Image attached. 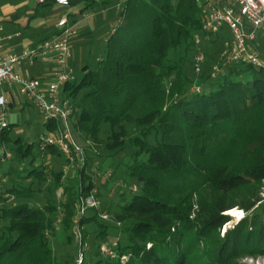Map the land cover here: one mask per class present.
Here are the masks:
<instances>
[{
  "label": "trees",
  "instance_id": "1",
  "mask_svg": "<svg viewBox=\"0 0 264 264\" xmlns=\"http://www.w3.org/2000/svg\"><path fill=\"white\" fill-rule=\"evenodd\" d=\"M101 5L108 4H68L79 8L78 16ZM204 7L205 0L123 3L96 65H84L81 77L74 71L75 81L62 90L74 109L73 130L89 144L81 148L83 167L57 147L35 149L21 138L13 149L2 148L12 165L3 175L9 181L0 177V264H74L80 258L68 249L74 242L81 264H239L264 255V68L235 63L213 78L207 63L193 74L196 39L210 61L209 47L221 32L204 30ZM45 126L48 134L63 128ZM12 129L0 133V143L11 141ZM35 150L42 162L33 158L23 170L30 184L22 187L16 166ZM96 158L123 164L129 183L107 214L98 206L81 216L82 205L95 195L99 200L115 174L98 178L91 169ZM60 161L73 165L72 176ZM235 208L246 215L223 234L232 220L226 212ZM59 228L65 258L51 245ZM110 229L121 238L111 241ZM103 245L115 258L103 254Z\"/></svg>",
  "mask_w": 264,
  "mask_h": 264
},
{
  "label": "built area",
  "instance_id": "2",
  "mask_svg": "<svg viewBox=\"0 0 264 264\" xmlns=\"http://www.w3.org/2000/svg\"><path fill=\"white\" fill-rule=\"evenodd\" d=\"M53 1L62 6L69 4V0ZM38 2L42 4L45 0ZM93 19V14L84 15V20L87 22H91ZM202 22L204 30L210 34L216 35L224 27H227L231 33L230 50L225 53L223 67L235 63H245L258 69L264 68V62L255 46L258 34L260 32L264 34V0H205ZM58 28L61 31L60 35L53 40L44 42L34 51H25L21 56L4 53L0 38V133L10 127L8 118L12 103L11 98L14 93H17L38 109L45 124L57 122L64 125L59 134L40 136V147L42 149L50 146L57 147L70 163L74 164L78 159L77 165L83 167L85 165L83 151L76 146L69 130L74 109L62 95V90L66 84L75 81L76 78L70 64L72 57L71 39L75 35V30L66 18L58 22ZM196 45L198 50L194 56V70L199 74L205 63L204 53L199 49L200 37L196 39ZM49 56L54 58V68L50 75L51 82L47 85H43L38 79L26 77L20 72L23 62L33 63L35 60L45 59ZM223 67H215L212 77L217 78ZM196 91L199 92L200 90L197 89ZM71 145L75 148L74 155ZM2 150L3 155L0 158V164L6 163L12 158L10 151ZM2 182L4 183L5 180L3 179ZM98 205L99 201L95 195L82 205L80 215L82 216L87 208L98 207ZM76 223L78 224V221ZM74 235L76 241L82 244L81 233L75 231ZM101 251L106 256L115 258V253L107 245H103ZM80 260L79 264L82 263L81 257ZM126 260L127 258H123L124 262Z\"/></svg>",
  "mask_w": 264,
  "mask_h": 264
},
{
  "label": "crops",
  "instance_id": "3",
  "mask_svg": "<svg viewBox=\"0 0 264 264\" xmlns=\"http://www.w3.org/2000/svg\"><path fill=\"white\" fill-rule=\"evenodd\" d=\"M38 1L0 0V28L2 29L0 38L4 53L21 56L25 51L36 50L44 42L57 37L56 35L60 31L58 22L66 18L75 30V35L71 39L72 58L70 62L74 71L78 66L87 65L94 58V54L97 58L101 56L100 48H97V41L93 38L99 34L101 39L98 45L105 46L108 37L117 27L118 18H113L114 14H111L113 9L109 6L113 0H99L100 3L108 5H101L95 11L86 12L81 16L77 15L79 8L62 6L54 3L53 0H45L46 3L42 5ZM125 1L120 0L121 3ZM119 12L120 9L117 13L119 14ZM89 13L94 15L91 22L84 20V15ZM224 30L230 32L227 27L222 29V31ZM258 39L264 43L262 32L258 34L256 40ZM88 54L90 55L88 56ZM53 68L54 58L49 56L45 59L35 60L33 63L23 62L20 72L26 77L38 79L43 85H47L51 82L50 75ZM15 95L17 94H13L11 98L10 107L16 104Z\"/></svg>",
  "mask_w": 264,
  "mask_h": 264
},
{
  "label": "rangeland",
  "instance_id": "4",
  "mask_svg": "<svg viewBox=\"0 0 264 264\" xmlns=\"http://www.w3.org/2000/svg\"><path fill=\"white\" fill-rule=\"evenodd\" d=\"M123 3L120 2V0H113V2L109 3V6L113 9L111 14H114L113 18H118L119 14L117 13L118 10L122 7ZM219 41L217 42L216 46H210L209 47V52H208V56L210 61H207L206 59V54L204 53L205 56V63L202 67V70L199 74H197L194 70V65L192 66V72L195 76H199L202 74L204 66L207 65V63H209L211 70L213 71V69L215 67L221 68L224 64V56L226 52H229V47H230V41H231V34L228 31H221L219 33ZM94 40L97 41V48H100L99 52H102L103 48L105 47L104 45H98L101 37L99 34H97V36H95L93 38ZM256 47L258 52L261 55V59L264 62V43H262L261 39L256 40L255 42ZM92 54H94V52L92 51ZM90 54H88L89 56ZM195 56V55H194ZM194 56L192 61H194ZM98 58L96 57V55L94 54V58H92V60H90L89 65H91L92 67H94L97 63ZM80 66L77 67V70H75L76 75L78 77H81L82 75V71H81ZM253 70H256V68H254ZM17 94V93H14ZM15 99H16V104H14L12 107H10V113H9V118H8V122L11 126H13V129L10 133V139L11 141L5 144L0 143V158L3 155V150L2 148H7V149H13L16 144L14 143V140L21 138L23 144H27V145H31L33 144L35 146V149L39 146V137L42 135H47L49 132L46 129L45 126V121L43 119V117L39 114L38 109L29 101L26 102L27 100L20 96L19 94L15 95ZM64 127V125H63ZM69 130L71 132L72 138L76 144V146H78V148H82V149H86L88 147V143H85L83 140H81L78 135L75 133V131L73 130L72 127V122L70 121L69 124ZM85 152V151H84ZM35 156V157H34ZM34 156H31L29 158H27L25 160V162L21 165H17V171L18 174L17 176L20 177L18 180V183L20 186L25 187L28 186L30 183L24 179L27 176V171H23L24 169H28L29 164L31 162V160H34V164L38 165L40 164L41 158L40 156L37 154L36 150H35V154ZM95 168L91 166V169L93 171V173H95L97 175L98 178L103 177L104 175H106V173H109L111 171H114V176L113 178L111 177L109 180V184L104 187L103 189L99 190V193L101 194V196L98 197V201L100 202V204L98 206H100L98 209V211H100L101 214L106 213L107 214V209L110 208V206L113 208L114 206H112L111 204H116L118 203L119 199V193H120V189L124 186H126L129 181L126 180L125 177V173H126V167L121 164L120 166H117L118 163H115V166L112 167V163H110L109 160H101L100 158H96L95 159ZM117 164V165H116ZM12 165V162L9 161L7 163H2L0 165V177L4 178L5 180H7L6 182H8L9 178L3 175H8L9 174V170H10V166ZM64 166V172L65 175H69L72 176L73 175V165L71 164H63L61 163V161L59 162V167ZM99 170V171H97ZM20 172V173H19ZM94 174V175H95ZM68 176V177H69ZM48 185V183H46ZM43 185V188L47 187V185ZM4 185L0 184V195H1V190H4ZM40 196V195H38ZM261 197L263 199L264 202V187L262 189V193H261ZM4 199H7L6 196L3 195ZM39 199H42V197L40 196ZM7 204H11L13 203V199H7ZM38 206L40 205L39 202L37 204ZM1 207V205H0ZM240 210L239 208H235ZM232 209V210H235ZM231 211V210H230ZM230 211L226 212V215L231 217V222L228 223L227 225H225L222 229V233L224 234L227 230L232 229L235 225H237L246 215L245 211L240 210L244 213V215L242 216V218H235L230 214ZM103 212V213H102ZM104 218H107V216L105 215ZM100 223H104L102 220H99ZM59 226H57L58 228ZM64 237L63 232L60 231V228L57 230V233L54 237L53 240H51V245L52 248L55 250V254L58 257H64L65 258V250L63 249L64 244L60 245V241L62 242V238ZM90 238H93V235L90 236ZM109 238L111 239V241H117L119 238H121V234L117 231V230H113L110 229L109 230ZM87 248V244L85 245ZM76 247V248H75ZM86 247H84L83 249H86ZM70 249V253H72L73 255H77V253L79 254V256L81 258H84L82 255L83 253H80V249H79V245L76 246L75 242L74 244L68 248ZM82 250V249H81ZM80 260V258H79ZM77 261V263L74 264H79L80 261ZM239 264H264V255L261 256H257V257H244L242 259H240L238 261Z\"/></svg>",
  "mask_w": 264,
  "mask_h": 264
},
{
  "label": "bare ground",
  "instance_id": "5",
  "mask_svg": "<svg viewBox=\"0 0 264 264\" xmlns=\"http://www.w3.org/2000/svg\"><path fill=\"white\" fill-rule=\"evenodd\" d=\"M230 214L235 218H242V216L244 215V213L238 209L231 210Z\"/></svg>",
  "mask_w": 264,
  "mask_h": 264
}]
</instances>
